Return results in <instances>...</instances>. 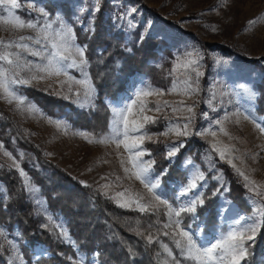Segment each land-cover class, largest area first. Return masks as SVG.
Instances as JSON below:
<instances>
[{"label":"rangeland","instance_id":"rangeland-1","mask_svg":"<svg viewBox=\"0 0 264 264\" xmlns=\"http://www.w3.org/2000/svg\"><path fill=\"white\" fill-rule=\"evenodd\" d=\"M102 1L108 4L106 8L110 19L116 23L119 30H125L129 38L134 39L139 35L140 39L141 37L151 39L150 42L155 45L152 48L155 51L153 54L157 58V62H152V66L157 69L153 73L159 76V79L149 80L147 74L135 75L124 90L121 89L111 97L100 96L91 83V94L87 95L85 90L81 89L77 98L68 92L67 84L63 82L69 81L73 91H76L79 86L74 82L75 80L90 79L88 66L69 68L68 62H64L60 65V75L46 76L45 79L34 80L27 86L10 85L18 95L25 98V102L17 108L15 101L8 103L6 99L0 98V109L13 118L24 139L33 143L49 163L59 167L78 184L92 188L121 210L136 214H161L159 230L152 227L140 228L138 221L132 217L130 218L132 231L146 239L151 236L152 242L159 244L168 264H193V261L186 259L181 249L176 247L172 235H164L165 232H172L171 228L164 227L170 221L166 214L167 210L163 205L152 200V194L135 178V169L128 162L131 153L125 151L123 144L117 148L116 144L111 142L110 138L114 130L123 127L117 122L118 118L114 113L136 100L137 92L152 91L153 95L140 97V101L146 105V110L143 113L139 111L138 101L129 114L130 120L137 119L143 122L144 115L155 119L154 123H146L137 133L144 137L141 148L147 150L148 144L159 146L161 154L163 151L164 158L172 164L176 154L183 148L179 147L175 155L169 157L168 152L174 144L184 146L192 137L198 138L203 144V148L198 150L200 158L214 172L213 181L216 186L212 187L208 184L205 173L190 155L186 156L184 165L180 168L183 175L175 177L172 182H163L162 173H154L153 163L148 173L151 182H158L156 194L173 207L187 205L197 193L205 200V191L211 188V198L215 199V207L211 214L205 213L210 222L205 224L199 218L198 209L202 205H197L195 213H181L182 226L191 225L188 231L199 233L196 236L199 243L215 242L233 227H238L236 223L238 219L240 224L261 221L259 210H264V196L257 195V192L246 187L247 182L244 178L238 175L227 160L221 159L219 154L212 150V145L219 142V146H230L228 155L232 163L250 180L255 181L256 185L261 186L258 191L264 192V133L256 128L257 123L264 126V115L256 112L257 93L254 87L262 82L260 65L264 64V0H18L22 7L14 9L12 14L40 25L52 22V29L47 31L53 39L56 38L55 31L71 28L69 43L80 46L76 43L71 25L73 22H80L81 28L92 32L94 19ZM50 4L54 5L51 13L46 7ZM39 10H43L47 16H41ZM0 15L8 16V13L0 10ZM257 18H259L257 23L248 24V21ZM21 35L35 36L36 33L32 29L14 30L10 26L0 25V40L20 42L18 38ZM47 44L48 41L43 39L39 45L30 43L31 50H38L39 56L22 53L23 60L30 62L32 71L46 65V57L50 52V48L46 47ZM220 46L228 47L235 54L221 51ZM188 53L193 54L191 59L198 60L193 66L201 73L198 78L191 68L185 69L181 66L186 63ZM238 57L257 60L259 63L250 65L239 60ZM174 66L175 71H173ZM188 83L197 90L187 91ZM22 87H35L72 104L79 110L96 111V105L100 102L109 113L106 129L96 135L83 128H73L68 119L46 115L36 103L21 94ZM170 89L172 91H169ZM160 91L164 94H156ZM66 95L71 98L65 99ZM157 105L159 111L155 110ZM28 106L34 107L36 111H29ZM187 106H192V113L186 111ZM173 108L178 110L174 112ZM190 115L194 116L189 124L190 133L203 132L205 129L209 131L203 135H176V126L179 125L182 129L187 122L184 118ZM245 116H249V119H245ZM57 121L62 122L59 128L55 124ZM218 121L220 123H217ZM221 128L228 135L222 133ZM211 132H215L216 135H211ZM9 133L8 130L0 129V144L3 145L0 148V205L3 206L0 209V229L4 233L0 235V251L5 256L6 264H28L22 251L27 245L26 241L18 231H12L6 224L5 216H1L7 208L8 194L17 195L20 192H23L26 201L32 204L34 218L37 216L44 218L58 229L63 241L72 249L74 253L72 259L76 263L103 264L98 258L97 251L81 252L65 228L63 219L48 209L46 199L34 177V174L39 172L42 181L47 172L37 165L38 161L34 160L29 152L17 145L15 135L8 136ZM77 133L88 134V139ZM100 137H105L107 142H97ZM2 139L7 140L9 146H6ZM89 140L92 142L90 143ZM5 152L10 155L5 156ZM147 152L150 153L148 150ZM142 160L153 162L151 154H145ZM214 160L230 170L228 176L221 169H214L216 165ZM13 161L26 173L28 185H25V177H21L13 166ZM121 161L124 162L123 166ZM125 167L129 172L125 173ZM165 170L166 168L164 172ZM13 173H16L17 179L12 177ZM200 173L203 174L204 179L197 181L198 188L186 196H180V192L189 181ZM13 181H15L14 186ZM29 187H35L38 191L32 193L27 190ZM125 189L133 194L142 195L143 202H151L156 207L143 213L135 204L121 207L120 205L128 200V194L119 197L116 193L124 192ZM231 193L238 194L244 200L250 210L249 213H245L236 205ZM257 234L254 241L250 242L249 252L255 261L254 264H264V241L260 239L255 244V240L258 239ZM163 238L174 248L172 257L168 258L163 252L162 245H166L163 243ZM169 245L167 246L170 249ZM30 253L33 260L49 256L46 251L38 248ZM32 264L36 263L32 261ZM241 264L246 262L243 260Z\"/></svg>","mask_w":264,"mask_h":264},{"label":"trees","instance_id":"trees-1","mask_svg":"<svg viewBox=\"0 0 264 264\" xmlns=\"http://www.w3.org/2000/svg\"><path fill=\"white\" fill-rule=\"evenodd\" d=\"M107 5L102 1L94 19L92 32L81 28L80 22H73L71 25L76 43L85 47V59L91 83L102 97L105 95L111 97L121 89L124 90L135 75L147 74L149 80L159 79V76L153 73L157 69L152 66V62L157 58L153 54L155 51L152 48L155 45L150 42L151 39H140L139 35L134 39L129 38L127 32L119 30L116 23L110 19ZM46 7L49 13L54 10L53 4ZM219 48L223 52L235 54L226 46ZM239 60L250 65L259 63L257 60H247L244 57ZM260 73L262 82L254 86L257 93L256 112L264 115V64L260 65ZM20 92L36 103L46 115L68 119L73 128H83L96 135L106 129L109 113L100 102L96 105V111L79 110L72 104L35 87H22ZM0 129L8 130L10 132L8 136L14 134L17 145L29 152L31 157L38 161L37 165L47 172L42 181V175L39 172L35 173L36 183L41 188L48 209L63 219L65 228L81 252L97 251L98 258L103 264H161L165 260L159 244L149 243L146 238L137 235L132 231L133 226L130 223V218L133 217L138 221L140 228L152 227L159 230L161 214H136L121 210L92 188L78 184L59 167L49 163L33 143L24 139L17 123L2 109H0ZM2 141L9 146L7 140L2 139ZM199 148H203V144L198 138H190L176 154L174 162L169 164L164 158L163 151L161 154L159 146L147 145V150L154 161L153 171L155 174L162 173L163 182H172L175 177L183 175L180 168L183 167L186 156L190 155L205 173L208 184L212 187L216 186L213 181L214 172L201 160ZM214 162H216L214 169H221L228 176L230 170L218 161L214 160ZM164 168H166L165 172ZM12 177L17 179L16 173H13ZM14 183L15 181L12 182L13 186ZM211 193V188H207L204 204L198 209L199 218L205 224L211 221L205 213L211 214L215 207V199L211 198ZM165 195L170 197L168 193ZM231 197L235 199L234 202L241 210L245 213L250 212L238 194L231 193ZM6 205L7 208L1 216H5L9 228L18 231L26 241L27 245L22 251L28 264H32V261L36 264H77L72 259L74 257L72 249L63 241L58 229L44 218L32 216V204L26 201L23 192L17 195L8 194ZM2 207L1 204L0 209ZM257 236L255 244L257 240L264 241V222ZM163 243L170 244L164 238ZM169 247L174 253V248L171 245ZM36 248L46 251L49 256L33 260L30 251ZM4 257L0 251V264H6ZM247 257L244 262L254 264L250 252Z\"/></svg>","mask_w":264,"mask_h":264},{"label":"snow or ice","instance_id":"snow-or-ice-1","mask_svg":"<svg viewBox=\"0 0 264 264\" xmlns=\"http://www.w3.org/2000/svg\"><path fill=\"white\" fill-rule=\"evenodd\" d=\"M22 7L21 3L18 0H0V10H3L8 13V16L0 15V25L10 26L14 30H23V29H32L36 35L35 36H19L20 42H13L11 40L5 42L0 40V98H4L8 103L16 102L17 108L24 104L25 98L18 95L16 90L12 89L10 85H30L34 80H43L46 76L50 77L52 75H60L61 67L60 65L64 62H68L67 66L72 67H82L87 65V60L85 59V48L80 46H73L69 43L72 30L71 28H64L63 30L55 31V39L51 38L47 30L52 29L53 23L40 25L31 20H24L20 16L13 15L14 9H20ZM215 9H213L214 11ZM41 16H47L43 10H39ZM259 18L256 20L248 21L249 25L257 23ZM41 29L44 31L42 32ZM213 30L215 28L213 27ZM247 30V29H246ZM37 37H40L39 39ZM41 39L48 41L46 47L50 48V52L46 57L47 63L45 66L38 68L36 71H32L31 64L28 61H24L22 53H27L30 56H39L40 52L32 51L30 48V43L40 44ZM143 39V37H141ZM192 53L187 54L186 63L181 65L185 69L191 68L195 72L196 77L198 78L201 73L196 70L194 65L198 63V60L191 59ZM78 58V59H77ZM176 70L174 66L173 71ZM22 73H25L22 75ZM85 76L87 73L85 72ZM191 77H189V80ZM79 88L76 91H73L72 84L69 81H64V84H67L68 92L72 96L77 98L80 95V90L84 89L85 94L90 95L92 91V85L90 79L84 80H75L74 81ZM187 83V82H186ZM197 89L193 88L191 83L187 84V91L193 92ZM169 91H172L170 89ZM163 95L162 91L156 93ZM153 95L152 91H140L137 92V99L133 100L131 103L127 104L124 108H120L115 111L114 115L118 118L117 122L122 124V129L117 128L114 130L113 136L110 138L112 143H115L117 148L123 144L125 151L131 153L128 158V162L132 165V168L135 169L134 175L137 180L147 189L149 193L152 194V200L156 201L159 205H163L169 216L170 221L164 225L165 228H171L172 232H165L164 235L171 234L173 241L177 248L181 249L182 253L185 255V258L193 261V264H241V261L245 260L249 255L250 242L254 241L257 232L261 228V223L264 222V210H259L262 217L261 221H254L251 224H240V220L236 221L238 227H233L226 234H223L215 240V242H209L208 244H201L196 239V236L199 233L189 232L188 229L191 228V225L186 227L182 226L181 223V213H195L197 205H203L204 200L202 195L197 193L194 195L187 203V205H182L179 207H173L167 200L162 199L159 195L156 194L155 189L158 188V182L153 183L148 179V173L150 172L153 162H145L142 160V157L145 154L150 155L147 150L141 148L143 143V136L137 135L144 127L146 123H154L155 119L147 115L143 116V122L137 119L130 120L129 114L132 112L133 105H136L139 101V111L143 113L146 110V105L140 101V97H147ZM65 99L71 98L70 96H65ZM167 105V102H164ZM182 103V102H181ZM29 111H36L34 107L28 106ZM151 110V109H147ZM156 111H159V105H157ZM178 109L173 108V111ZM186 111L188 113L193 112L192 106H187ZM194 116L190 115L184 119L187 121L182 129L179 125L175 128V134L178 136H188L189 134L203 135L209 130L205 129L203 132L195 131L190 133L189 124L191 123ZM245 119H249V116H245ZM51 122V121H50ZM62 122H55L56 126L61 127ZM217 123H220L219 121ZM111 127V124H110ZM256 128L259 129L261 133H264V126L257 123ZM220 131L225 135L228 133L221 128ZM82 136L84 139H88V134L86 133H77ZM211 135L215 136V132H211ZM117 137H122V139H117ZM91 143L92 141L89 140ZM99 143L107 142L105 137H100L97 141ZM3 145L0 144V148ZM179 147L183 145H173L171 146L168 156L171 157L175 155ZM212 150L219 154L221 159L227 160L229 164L236 170L238 175L242 176L247 182L246 187H249L250 190L257 192V195L264 196V192L258 191L260 185H256L255 181L249 179V177L241 171L239 168H236V165L232 163L231 158L228 153L230 152V146H219V142L212 145ZM5 156L10 154L5 152ZM123 161L121 165L123 166ZM13 166L19 171L21 177H25V185H28L29 181L26 178V173L20 169L19 164L13 161ZM125 173L129 172L127 167L124 168ZM204 176L202 173L193 177L187 186L180 192V196H186L189 192L196 190L198 188L197 181L203 180ZM81 183H84L81 181ZM28 191L35 193L38 191L35 187L27 188ZM125 193L128 194V200L121 204V207L130 206L135 204L137 209L140 212L151 211L156 207L155 204L151 202H143L144 197L140 194H133L127 189L124 192L116 193V196L123 197ZM175 217V219H171ZM3 230L0 229V235H3ZM66 234V233H65ZM139 234V233H138ZM148 242H152V237H147ZM163 252L167 257H172L173 253L168 248L167 245H162ZM77 264H82V262H77ZM161 264H168L167 260L161 262Z\"/></svg>","mask_w":264,"mask_h":264}]
</instances>
